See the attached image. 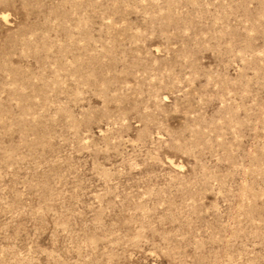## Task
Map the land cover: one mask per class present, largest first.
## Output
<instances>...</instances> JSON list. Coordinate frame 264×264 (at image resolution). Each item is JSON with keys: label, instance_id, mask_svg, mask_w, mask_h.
Returning a JSON list of instances; mask_svg holds the SVG:
<instances>
[{"label": "rangeland", "instance_id": "rangeland-1", "mask_svg": "<svg viewBox=\"0 0 264 264\" xmlns=\"http://www.w3.org/2000/svg\"><path fill=\"white\" fill-rule=\"evenodd\" d=\"M0 264H264V0H0Z\"/></svg>", "mask_w": 264, "mask_h": 264}]
</instances>
